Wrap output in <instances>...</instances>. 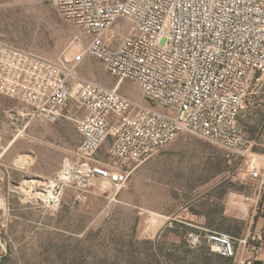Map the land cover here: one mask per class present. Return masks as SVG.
Segmentation results:
<instances>
[{
	"label": "built area",
	"instance_id": "2783aa9c",
	"mask_svg": "<svg viewBox=\"0 0 264 264\" xmlns=\"http://www.w3.org/2000/svg\"><path fill=\"white\" fill-rule=\"evenodd\" d=\"M36 1L51 4L79 33L54 60L0 39V94L21 104L24 117L72 121L81 137L76 160L64 161L45 184L49 210L59 208L67 188L81 202L94 182L107 183L114 199L141 164L183 132L232 154L251 152L254 143L238 119L250 85L264 77V0ZM120 19L130 25L126 33L115 30ZM87 58L100 61L118 84L133 82L149 105L82 78L78 68ZM70 104L82 116L69 115ZM1 142L0 136V151ZM106 143L109 161H95ZM250 176L264 183V164L252 159ZM163 218L168 229L182 223ZM185 244L255 264L264 251V228L233 237L192 226Z\"/></svg>",
	"mask_w": 264,
	"mask_h": 264
},
{
	"label": "rangeland",
	"instance_id": "374dc122",
	"mask_svg": "<svg viewBox=\"0 0 264 264\" xmlns=\"http://www.w3.org/2000/svg\"><path fill=\"white\" fill-rule=\"evenodd\" d=\"M129 27L120 19L115 30L122 34ZM78 33L49 3L0 0V39L14 47L54 60ZM78 74L149 105L133 82L118 84L98 60L85 59ZM24 112L0 94V264H235L205 248L189 249L190 227L165 228L163 217L172 214L182 222L185 213H198V226L233 237L258 222L264 228V183L250 176L252 159L260 168L264 164V77L250 85L238 119L254 143L251 152L232 154L183 132L141 164L114 199L107 183L94 182L81 202L65 189L55 211L44 202L45 184L64 161L76 160L81 137L70 120L52 124ZM66 112L82 116L73 104ZM108 147L94 160L107 163ZM191 200L195 203L185 206Z\"/></svg>",
	"mask_w": 264,
	"mask_h": 264
},
{
	"label": "crops",
	"instance_id": "0c3cea01",
	"mask_svg": "<svg viewBox=\"0 0 264 264\" xmlns=\"http://www.w3.org/2000/svg\"><path fill=\"white\" fill-rule=\"evenodd\" d=\"M195 203L194 200L187 201L185 206H191ZM172 214H169L168 216H171ZM172 217V216H171ZM182 223L188 227L196 226L198 227V213H185V218L183 219ZM164 225V221L162 223ZM200 227V226H199ZM259 228V222L256 225V229ZM255 264H264V251L256 258Z\"/></svg>",
	"mask_w": 264,
	"mask_h": 264
},
{
	"label": "trees",
	"instance_id": "16d2710c",
	"mask_svg": "<svg viewBox=\"0 0 264 264\" xmlns=\"http://www.w3.org/2000/svg\"><path fill=\"white\" fill-rule=\"evenodd\" d=\"M216 256V255H215ZM216 257H218V256H216ZM219 259H222V260H224V261H228V262H230V260H228V259H224V258H220V257H218Z\"/></svg>",
	"mask_w": 264,
	"mask_h": 264
}]
</instances>
